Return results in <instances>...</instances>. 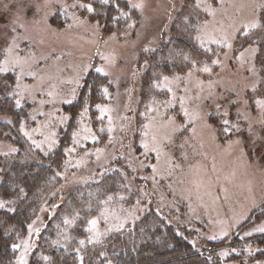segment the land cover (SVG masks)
Here are the masks:
<instances>
[{"label": "rangeland", "instance_id": "1", "mask_svg": "<svg viewBox=\"0 0 264 264\" xmlns=\"http://www.w3.org/2000/svg\"><path fill=\"white\" fill-rule=\"evenodd\" d=\"M125 1L136 18L103 34L90 0H0V94L26 109L18 127L25 149L48 154L64 142L60 181L18 239L14 264L24 241L28 264L72 190L103 177L114 189L86 219L77 251L151 212L185 230L199 252L214 242L215 264H264V83L257 43L244 39L259 28L264 0ZM185 33L189 46H177ZM155 52L159 66L179 68L153 74ZM91 69L108 84L83 94L72 116L64 105L79 98ZM3 122L10 117L0 114ZM8 134L0 136V181L1 161L18 151ZM79 216L61 213L51 242H68Z\"/></svg>", "mask_w": 264, "mask_h": 264}, {"label": "trees", "instance_id": "2", "mask_svg": "<svg viewBox=\"0 0 264 264\" xmlns=\"http://www.w3.org/2000/svg\"><path fill=\"white\" fill-rule=\"evenodd\" d=\"M90 1L94 6V15L91 16L101 22L103 34L121 28L127 19L137 16L133 9L128 8L125 0ZM262 11L259 28L244 39L248 43H257V56L264 83V9ZM188 36L190 34L187 33L178 36L176 45L189 46V42L185 41ZM156 52L151 57L154 61L150 69L156 70L153 74L160 71L171 72L179 68L176 63L172 64L169 61H164L159 66ZM2 78L8 80V86L4 89L9 90L14 83V77L7 74ZM107 79L105 75L91 69L85 78L79 98L64 105L65 111L74 116L82 106L83 94L88 93L90 89L88 96H92L95 90L100 91L102 86L108 84ZM0 114L11 119V122L0 123V136L5 130H11L8 136L13 138L18 146V151L1 161L0 181V198L10 201L6 207L0 208V264H14L17 250L13 245L26 233L46 195L60 181L57 170L64 158V151L62 152L64 142L62 139L63 143L48 154L25 149L18 127L20 119L26 116V109L16 107L13 97L3 92L0 94ZM262 159L264 161V153ZM106 178L103 177L98 183L88 184L86 190L80 187L72 190L66 198L67 201L59 204L56 218L50 220L41 232L37 249H34L28 264H76L79 253L83 255L82 264H215L221 260L214 253V247L217 246L214 242L208 243V246L199 252L187 241L185 230L177 225L165 223L159 214L151 212L146 213L129 228L110 234L100 242L80 246L78 252L79 245L76 241L85 233L86 219L94 214L99 201L114 189L112 180L108 182L105 181ZM75 212L80 216L76 217L75 224L69 229L68 242L62 245L53 244L51 240L56 231L55 225L58 224L56 222H61L60 214ZM262 216L260 213L256 219ZM47 233L49 238L46 236ZM262 241L264 240L260 241L261 245ZM38 250L47 253L49 260L45 262L40 259L37 256Z\"/></svg>", "mask_w": 264, "mask_h": 264}, {"label": "snow or ice", "instance_id": "3", "mask_svg": "<svg viewBox=\"0 0 264 264\" xmlns=\"http://www.w3.org/2000/svg\"><path fill=\"white\" fill-rule=\"evenodd\" d=\"M74 6H75V5H74ZM80 7H85V8H87V10H88L89 12L93 11L92 6H91L90 4H89V5L81 4ZM133 7H142V5L137 4V5H133ZM252 27H257V24L253 23V24H252ZM226 46H227V47H231V44H226ZM9 51H11V49H9ZM214 63H217V61H214ZM6 70H7L6 68H2V67H0V71H6ZM97 71H102V69H97ZM204 71H209V69H208V68H204ZM165 80H167V77H165ZM168 90L171 91L170 88H169ZM104 91H105V93H107V89H105ZM66 102H67V103H71V101H66ZM258 103H259V102H258ZM16 106H17V107H20V101H19V100L16 101ZM96 107L98 108V110H99L101 113H106V112L108 111L106 108H103V107H101L100 105H97ZM185 115H187V112H185ZM33 119H34V117H33ZM224 123H225V124H228V121L225 120ZM145 127H147V126H145ZM109 130L111 131V129H109ZM25 135H28V133H25ZM74 135H75V134H74ZM145 135H147V133H145ZM74 142H75V141H74ZM33 143H35V141H33ZM36 146L39 147L40 145L37 144ZM144 147H145V148H148V145L145 144ZM2 207H4V204H3L2 202H0V208H2ZM65 223H69V221L66 220ZM89 225L91 226V227L89 228V231H92V230L95 229V227H96V225H97V221H96L95 219L90 220V221H89ZM31 228H32V226L29 225V229H30V231H31ZM36 231H37V233L39 232L38 229H37ZM258 231L264 232V228H259ZM83 243H84L83 240L80 241V244H81V245H83ZM23 246H24L25 251H24V253H22L21 256L19 257V259H18V264H26L25 256H26V253H27L28 248L30 247V245L28 244L27 241H24V242H23ZM20 247H21V245H19V244H14V245H13V248H14V249H18V248H20ZM45 259H47V258H45Z\"/></svg>", "mask_w": 264, "mask_h": 264}]
</instances>
